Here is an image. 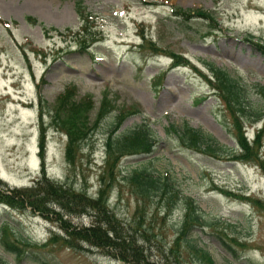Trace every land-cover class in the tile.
Returning a JSON list of instances; mask_svg holds the SVG:
<instances>
[{
  "label": "rangeland",
  "instance_id": "1",
  "mask_svg": "<svg viewBox=\"0 0 264 264\" xmlns=\"http://www.w3.org/2000/svg\"><path fill=\"white\" fill-rule=\"evenodd\" d=\"M74 1L0 0V189L33 185L40 175L42 134L45 175L95 196L101 185L99 171L104 168L103 140L114 114L126 106L139 108L140 113L127 116L116 133L146 122L156 143L150 154L120 159L107 206L123 225L134 226L141 216V225L134 226L135 237L147 261L207 264L184 244L177 261L168 250L182 218L179 201L189 197L204 221L191 230V241L207 251L213 264H264V213L251 202L221 191L264 200V134L258 150L263 168L255 161L227 158L231 152L238 153L234 129L228 111L211 94L204 66L211 62L222 67L246 86V103L260 113L257 121L242 119V130L250 141L264 125V94L256 86L264 85V56L244 38L264 42V0H79L94 15L98 40L86 52L74 35L41 29L42 24L59 32L64 27L75 31L79 17ZM171 7L202 8L214 15L217 24L172 15ZM27 15L36 23L26 22ZM1 21L9 22L8 26ZM172 53L188 63L170 67ZM156 75L158 80L152 78ZM71 83L76 87V101L91 97V120L103 93L113 103V110L79 143L73 165L65 160L66 138L49 112L56 95ZM183 121L210 134L228 153L213 157L182 146L165 129L169 123L178 126ZM135 168L172 179L179 197L169 213L153 198L136 199L124 180ZM62 218L77 226L91 221L89 214ZM2 221L18 240L36 243L25 247L19 257L0 245V257L8 264H127L84 242L67 246L55 240L42 246L51 235H63L54 215L48 219L27 207L0 206ZM217 235L237 241L229 242L234 253L222 246Z\"/></svg>",
  "mask_w": 264,
  "mask_h": 264
},
{
  "label": "trees",
  "instance_id": "2",
  "mask_svg": "<svg viewBox=\"0 0 264 264\" xmlns=\"http://www.w3.org/2000/svg\"><path fill=\"white\" fill-rule=\"evenodd\" d=\"M83 9L84 7L80 2L76 1L75 10L79 16L80 26L74 34H76L80 47L85 48L93 40L94 32L90 24L91 17L88 18L90 14L83 12ZM171 10L173 12L172 15L175 16L200 18L217 24L214 15L201 8L182 9L172 7ZM25 20L34 23V19L30 16H26ZM49 29L58 32L53 27ZM65 31H68V29L66 28ZM244 39L250 42L264 56V42L252 41L247 37ZM148 43L151 46L154 45L151 41H148ZM171 56L173 58L172 65L187 63L180 55L172 53ZM204 66L209 73L207 81L210 84L211 94L228 111L234 129V139L238 153L230 151L231 153H229L227 158L240 161H255V164L263 168L258 150L264 134V125L255 131L253 139L250 141L246 140L242 130L243 117H252L251 122L257 121L260 117L259 110L254 108L251 103H246L247 101L244 99L246 86L222 67H216L211 62L204 63ZM256 86L264 94V85L256 84ZM74 97H76V87L70 84L56 95L55 103L51 107L52 110L49 111L52 122L66 137L64 156L69 165L74 163L79 143L85 140L106 115L113 110L112 100L108 98L105 92L101 95L96 115L91 120L89 117V111L92 109L91 97L84 95L80 97L79 101H76ZM137 112V109L126 106L114 114L111 126L103 140L104 168L99 173L98 178L101 185L97 189L95 196L87 195L84 190L76 191L70 185L65 186V184L54 182L45 177L44 166L41 163L40 177L33 182V185L0 190V204L11 209L28 207L32 212H37L48 219L50 215H54L55 221L59 222V227L63 230L66 238L53 234L48 238L46 244L54 243L55 240H59L67 246L84 242L127 264H151L143 255L142 245L138 244L135 237L136 229H134V226L141 225V216L139 215L137 221L133 223L134 226L123 225L106 204V198L114 181L115 171H117L121 157L150 154L156 143L153 132L144 124H139L127 132L115 133L127 116ZM165 130H169L182 146L194 149L205 155L218 157L221 151L228 153V150H225L223 146L216 144L211 135L199 128L190 126L185 121L178 126L168 124ZM38 147L42 161L44 152L42 134L39 138ZM124 180L130 186L131 192L136 199L145 201L153 198L156 202L163 203L164 213H169V208H173L174 202L179 197V192L173 186L171 178L163 175L155 176L151 170L135 168L125 175ZM221 191L229 196L251 202L259 212L264 213V200L253 196ZM182 198L179 201L182 202L180 209L182 210V218L168 250H170L177 261L179 247L184 244L200 260L207 264H213L212 258L207 251L202 247H198L195 242L192 243L194 240L191 237V230L195 226H201L204 223L202 212L192 199L189 197ZM52 204L60 211L52 208ZM82 214H89L91 217V221L87 225H73L66 218H62L63 215L81 216ZM13 233L8 224L2 221L0 224V245L5 252L12 253L14 257H19L24 252V248L30 246L31 243L21 238L18 240ZM217 238L226 250L234 253L229 245V242H237L234 238H230L228 241H224L219 235H217ZM239 244L242 245V243ZM44 245L45 243L42 244V246ZM0 264L8 263L0 257Z\"/></svg>",
  "mask_w": 264,
  "mask_h": 264
}]
</instances>
